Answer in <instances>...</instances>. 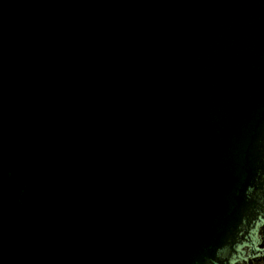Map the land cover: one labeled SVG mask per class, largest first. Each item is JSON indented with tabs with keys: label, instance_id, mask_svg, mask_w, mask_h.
I'll list each match as a JSON object with an SVG mask.
<instances>
[{
	"label": "water",
	"instance_id": "95a60500",
	"mask_svg": "<svg viewBox=\"0 0 264 264\" xmlns=\"http://www.w3.org/2000/svg\"><path fill=\"white\" fill-rule=\"evenodd\" d=\"M0 264H264V0H0Z\"/></svg>",
	"mask_w": 264,
	"mask_h": 264
}]
</instances>
